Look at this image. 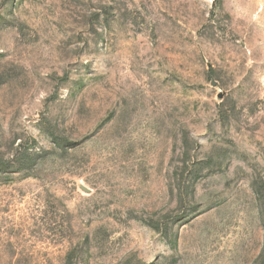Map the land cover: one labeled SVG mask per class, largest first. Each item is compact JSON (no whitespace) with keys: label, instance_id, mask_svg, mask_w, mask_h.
<instances>
[{"label":"rangeland","instance_id":"374dc122","mask_svg":"<svg viewBox=\"0 0 264 264\" xmlns=\"http://www.w3.org/2000/svg\"><path fill=\"white\" fill-rule=\"evenodd\" d=\"M0 264H264V0H0Z\"/></svg>","mask_w":264,"mask_h":264}]
</instances>
